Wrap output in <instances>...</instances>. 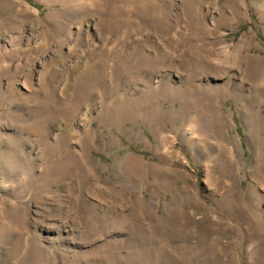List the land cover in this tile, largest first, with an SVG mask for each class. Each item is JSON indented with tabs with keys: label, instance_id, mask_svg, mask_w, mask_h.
Instances as JSON below:
<instances>
[{
	"label": "rangeland",
	"instance_id": "rangeland-1",
	"mask_svg": "<svg viewBox=\"0 0 264 264\" xmlns=\"http://www.w3.org/2000/svg\"><path fill=\"white\" fill-rule=\"evenodd\" d=\"M176 263L264 264V0H0V264Z\"/></svg>",
	"mask_w": 264,
	"mask_h": 264
},
{
	"label": "bare ground",
	"instance_id": "bare-ground-1",
	"mask_svg": "<svg viewBox=\"0 0 264 264\" xmlns=\"http://www.w3.org/2000/svg\"><path fill=\"white\" fill-rule=\"evenodd\" d=\"M160 56H161V55H160ZM172 93H173V92H172ZM144 99H145V98H144ZM151 100H152V99H151ZM139 103H141V106L146 104V102H145L144 100H143V102H142V99H141V100H138V104H139ZM42 121H43V120H42ZM42 126H43V125H42ZM20 172H21V171H20ZM25 172H26V171H25ZM27 173H29V172H27ZM30 185H31V184H30ZM40 187H41V186H40ZM41 188H42V187H41ZM39 193H40V191L38 190L37 193L33 195V198H34V199L38 198ZM6 199H7V198H6ZM5 202H6V201H5ZM22 205H23V204H22ZM20 206H21V204H20ZM18 214H20V213L18 212V210H16L15 212L13 211V213L10 214V216L15 217V216L18 215ZM14 215H15V216H14ZM13 217H12V219H13ZM7 219L10 220L8 217H7ZM8 220H7V221H8ZM24 233H25V232H24ZM33 238H34V237H33ZM32 241H33V239H32ZM31 244H32V243H31ZM26 246H28V245H26ZM31 254H32V253H31ZM31 254H28V255L30 256ZM28 259H29V258H28ZM175 262H176V261H175ZM179 263H180V262H179ZM179 263H178V264H179ZM176 264H177V263H176Z\"/></svg>",
	"mask_w": 264,
	"mask_h": 264
}]
</instances>
